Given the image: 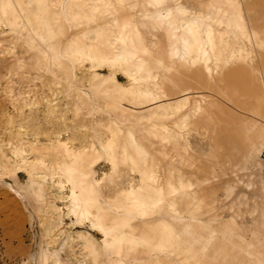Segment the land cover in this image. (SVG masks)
Masks as SVG:
<instances>
[{"label":"rangeland","instance_id":"rangeland-1","mask_svg":"<svg viewBox=\"0 0 264 264\" xmlns=\"http://www.w3.org/2000/svg\"><path fill=\"white\" fill-rule=\"evenodd\" d=\"M263 151L264 0H0V264H264Z\"/></svg>","mask_w":264,"mask_h":264},{"label":"bare ground","instance_id":"bare-ground-1","mask_svg":"<svg viewBox=\"0 0 264 264\" xmlns=\"http://www.w3.org/2000/svg\"><path fill=\"white\" fill-rule=\"evenodd\" d=\"M119 3V2H118ZM161 3V2H160ZM109 4L110 5H112V7H113V3L111 2V1H109ZM3 8H5L4 6H3ZM4 10V9H3ZM161 14L160 15H163V16H168L170 13L168 12V11H165L164 9H162L161 8ZM164 18V17H163ZM177 33V32H176ZM173 35V34H172ZM181 37L179 38V37H176L175 39H176V43H175V45H177V43H180L185 49H186V52L185 53H182L180 56H179V58H180V61L181 62H183L186 58H187V56L188 55H190V43H195V44H198V45H200V46H202V50H203V52H204V56H206V63H208L209 61H211V60H214V62L215 63H218V61H219V57H218V44H217V42H216V40H215V38H213L212 37V35L211 36H208L207 37V40L206 41H204L202 38H201V36L199 35V33H197V31H192L191 30V28H190V30L188 31V33H184V34H182V35H180ZM206 37V36H205ZM173 39H174V36H173ZM118 40L121 42V43H126V38H125V36H124V34L123 35H120L119 36V38H118ZM117 40V41H118ZM132 42V41H131ZM126 46H127V48L128 49H131V50H134L135 51V48L134 47H132V46H129V45H127L126 44ZM126 51V50H125ZM136 54H134V55H136L137 56V54H138V52H135ZM146 53V52H145ZM129 55V54H128ZM130 57V56H129ZM135 58V57H134ZM182 64V63H181ZM181 64H179V65H181ZM132 67L137 71V72H140L141 70H142V66H140V65H137V62H135V63H133L132 64ZM208 69L210 70V67L208 66ZM138 74V73H137ZM142 77V76H141ZM149 78V77H148ZM154 86V85H153ZM175 89V88H174ZM188 91V90H187ZM148 93H147V95L149 96V97H154L155 99H157L158 98V100H155V101H157V102H159V101H162L163 100V98H161V97H163L164 96V98L166 97L165 96V94L163 93V90L161 89V87L160 86H157L156 87V93L153 95V93H151L150 91H147ZM181 92H183V90L181 91ZM128 93L130 94V95H132V96H134L135 95V91L134 90H128ZM137 93V92H136ZM139 94H140V92H139ZM163 95V96H162ZM179 95V94H178ZM180 97H182V96H184V94H181V95H179ZM135 97V96H134ZM179 98V97H178ZM173 99V98H172ZM180 99V98H179ZM186 99V98H185ZM168 100V99H167ZM181 101V100H180ZM164 102V101H163ZM176 102V101H175ZM174 102V103H175ZM134 188V187H133ZM92 226V229H96L97 230V228H98V225H96V224H93V225H91ZM91 229V228H90ZM99 231H100V229H98ZM101 232V231H100ZM106 232V231H105ZM89 234V233H88ZM120 242V241H119ZM109 245H111V244H109Z\"/></svg>","mask_w":264,"mask_h":264},{"label":"crops","instance_id":"crops-1","mask_svg":"<svg viewBox=\"0 0 264 264\" xmlns=\"http://www.w3.org/2000/svg\"><path fill=\"white\" fill-rule=\"evenodd\" d=\"M194 202V201H193ZM181 216H182V214H181ZM181 220H186L185 219V217L184 216H182L181 217ZM167 221H169V222H172V220L171 219H167ZM142 225L144 226V224H141V225H135L134 227H136V228H138L139 229V227H140V229L142 228ZM172 225V224H171ZM173 226H175V225H173ZM176 227V226H175ZM189 228H190V225L188 226V225H186V227H185V229H183V231L181 232L182 234H186V235H188V233H186V232H189ZM138 231V230H137ZM144 234H145V232L143 231V233L141 234V235H138V236H136V240H138V241H140V240H142V239H144L145 238V236H144ZM179 236H180V234H179ZM179 236H177V238L179 237ZM190 237V239H191V236H189ZM180 238V237H179ZM190 239L188 240V241H190ZM210 242V241H209ZM199 243V238H198V240L197 241H192L191 243L189 242V247H187L188 248V251L190 252V250H192V249H194V245H197ZM208 247V245H205L204 246V248H207ZM161 248V246H160V244L159 243H156V246H155V251H158L159 249ZM161 250H162V248H161ZM168 253H170L169 255H172L173 254V250L172 249H168V248H166V251H164L163 253H158V252H155V253H152L151 255H150V259H149V262H150V264H162V260L160 259L161 257V255H164V254H168Z\"/></svg>","mask_w":264,"mask_h":264},{"label":"built area","instance_id":"built-area-1","mask_svg":"<svg viewBox=\"0 0 264 264\" xmlns=\"http://www.w3.org/2000/svg\"><path fill=\"white\" fill-rule=\"evenodd\" d=\"M260 160L264 166V151L261 153Z\"/></svg>","mask_w":264,"mask_h":264}]
</instances>
